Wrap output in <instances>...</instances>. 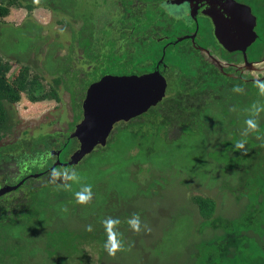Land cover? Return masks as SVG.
Segmentation results:
<instances>
[{"label": "rangeland", "instance_id": "obj_1", "mask_svg": "<svg viewBox=\"0 0 264 264\" xmlns=\"http://www.w3.org/2000/svg\"><path fill=\"white\" fill-rule=\"evenodd\" d=\"M151 1L144 0V8L147 7V14L142 18L144 24L154 17L151 13L154 9L149 7ZM25 3L32 5L39 1L22 2ZM64 3L68 2L64 0ZM69 5V11L76 15L73 18L41 6L30 12L14 6L0 22V61L8 67L6 81L10 82L23 67L27 68V79L34 84L33 93L45 92L52 80L59 81L55 87L57 102L31 103L26 94L21 93L13 105L3 103L11 129L0 140L5 150L0 148V154L26 156L19 157L20 161L15 164L12 159L0 160V188L25 179L20 190L0 197V223L8 222L0 231V245L15 247L16 264H41L53 249L60 248L67 254L71 247H77L78 252L75 254L73 250L74 255L64 264H207L209 259L211 262L219 259L218 245L227 235L238 234L246 238L239 255L227 262L219 260L217 264H241L246 258V264H250L251 259L262 260L264 264V96L256 85L247 89L251 103L232 104L228 110L207 104L206 112H201L199 117L191 115L195 125L190 126V130L182 128L181 120L175 122L174 119V125H166L164 130L161 128L153 134L154 127L148 123L154 119L148 116L149 112L146 117L114 127L105 145L99 147L104 152L96 148L73 166L54 168L68 169V176L75 172L81 182L95 181L106 197L104 208L75 204L71 211L68 203H50L42 210L41 220H38L39 210L34 207L29 214L15 215L32 196L34 201L48 197L53 202L63 188V184H57L59 179L55 184L50 182L52 171L30 177L47 167L49 159H44L47 155L40 159V151H27V141L35 136L63 138L76 122L75 114H79L76 106L79 100L74 105L72 96H80L84 91L79 87V77L89 74L95 65L91 56H104L107 51H120L123 46L119 36L125 16L121 0H72ZM162 6L164 12L174 17L182 13L180 8ZM257 12L264 18L263 10ZM179 22L175 17L171 27ZM73 34L79 38L82 35L81 43H77L78 38L73 39ZM106 40L114 44L107 45ZM213 56L218 59L216 54ZM259 69L262 70L259 77H262L264 62ZM109 71L114 70L109 68ZM192 101L190 98V103ZM256 110L259 115L253 116ZM248 119L257 121V129L245 136ZM121 129L142 135L137 140L143 146V153H148L145 156L149 163L134 159L138 155L143 158V154L138 146L126 149L130 144ZM242 140L246 141L244 149L236 150L235 144ZM16 142L20 143L19 148L7 149V145ZM253 143L262 146L254 154L245 156L244 150ZM76 147L74 143L72 150ZM124 149L122 157L120 153ZM229 150L233 151L230 156L227 155ZM103 169L108 170L95 179L98 170ZM66 183L74 186L78 182ZM194 196L214 201L211 217L199 215L190 202ZM33 212L36 213L31 215ZM106 214L119 220L115 231L123 250L114 257L104 247ZM133 214L140 218L139 233L128 224ZM89 226L96 236L87 230ZM89 232V235H80Z\"/></svg>", "mask_w": 264, "mask_h": 264}, {"label": "flooded vegetation", "instance_id": "obj_2", "mask_svg": "<svg viewBox=\"0 0 264 264\" xmlns=\"http://www.w3.org/2000/svg\"><path fill=\"white\" fill-rule=\"evenodd\" d=\"M121 1L124 5L123 13L125 14L123 17V24L120 25L119 31V36L123 39L122 49L115 52L109 50L104 56H91V59L96 62L95 65L91 68L89 74L86 73L84 76L79 77V87L84 91L80 96H72L74 105L75 101L79 100V104L76 105L79 114H75L76 122L72 125V129L68 132L66 131L63 138L60 140L55 137L35 136L34 139H30L26 143L28 146L27 151H30V153L32 150L36 152L40 151V159L42 155H47L44 159H49V165L41 170L39 174H36L38 176L53 171L55 167H61L55 166L50 169L56 159L59 163L64 164L68 161L70 155L78 149V140L75 138L70 139L69 135L82 119L81 107L86 88L91 83L97 82L104 76H141L157 72L164 81V92L161 100L154 106H150L139 116L131 118L126 122L119 121L114 123L106 141L114 127L125 125L142 116L146 117L147 113L153 111V109H157L158 113L161 112V108L164 106L162 104L166 100L171 101V103L168 104V115L171 121L175 118V122L181 120L180 117L183 119L184 117L179 114L184 112L185 117L186 113H189L186 120H190V106H196L193 98L190 105V87L191 90H196V88L192 87V79L194 77H190V63L193 68L194 63H201L203 65L200 67H211L212 69H216L225 79L237 80L241 83H255L257 80L264 77V75L259 77L262 71L259 69V65L264 62V54L262 55V52L264 53V18H261L257 12V10L264 11V0H252V2L250 0H152L149 7L155 11L151 10L154 17L150 20L148 25L144 24L142 21V18H145L144 16L147 9V7L144 8L145 2L143 0ZM160 1L166 4V6L180 8L182 10V13L175 14L176 19L180 21L179 25L173 28L171 27L175 17L163 11V4L159 3ZM142 25L144 26L143 29L141 28ZM126 28L129 30L125 33L124 30ZM81 38L82 35L77 39L78 44L81 43ZM83 44L85 45L84 42ZM106 44L112 46L114 41L106 40ZM136 47L143 49V53L148 50L149 56L146 57L145 54L144 56H138L139 62L134 64L137 59V56L133 55ZM213 54H216L218 59L213 58ZM190 55L192 59H196L194 63L193 60L190 61ZM182 56L183 59H181ZM180 60L183 62L185 61V66L183 68L186 70L183 75L180 73V67L177 65V63H180ZM109 68L114 71H109ZM229 73L235 76H230ZM244 74H246V76L249 74V77H246ZM49 89L50 87L48 90ZM40 92L44 91L40 90ZM43 101L54 100L48 99L36 102ZM13 104L7 105L11 106ZM173 107L175 108L173 109ZM170 109L174 111H170ZM178 110L183 112L178 113ZM172 112H176L173 113L174 116ZM7 122L9 123L8 118ZM9 124L10 128L4 134L0 133V140L10 131L11 123ZM154 125L166 126L167 123L161 115L154 119ZM68 140H73L72 145L76 143L77 147L66 153L65 149H61V146ZM19 146L20 143L16 142L13 143V145H7V149L14 150V148H19ZM0 148L1 151H5L1 146ZM96 148H98V146L94 149ZM63 152L62 160H60L59 158ZM25 156L26 155L22 153H18L12 157L0 154V160L12 159L15 164V162L20 161L19 157L24 159ZM3 175L9 174L3 173ZM24 180L25 179H22V183ZM22 183L20 185H22ZM20 185L14 190L0 195V197H4L5 194L14 191L17 192L20 190ZM13 186H6V188Z\"/></svg>", "mask_w": 264, "mask_h": 264}, {"label": "trees", "instance_id": "obj_3", "mask_svg": "<svg viewBox=\"0 0 264 264\" xmlns=\"http://www.w3.org/2000/svg\"><path fill=\"white\" fill-rule=\"evenodd\" d=\"M38 1H39V3H35V4L32 3V5H30L28 3L22 4V2H27V0H0V22L8 14L9 8L14 7V6L19 7V8H24L28 12L33 10L34 7L41 6V7L45 8V9H47L53 13L69 14L68 17L70 16L73 18L74 14L72 15V13L68 9V7L71 6V5H69V3L72 4V0H66L68 2L67 4L64 3V0H47V1L38 0ZM34 2H36V1H34ZM146 14H147V11L145 12V15ZM74 16H76V15H74ZM76 38H78L77 35H73V39H76ZM84 43L86 44V42H84ZM144 54L146 57H148L149 51L147 50L145 53H143V49L136 47L135 53L133 55L137 56L136 57L137 59L134 62V64L139 62L138 56H144ZM181 59H183V56L181 57ZM192 60L194 63V61L196 59H192V56L190 55V61H192ZM179 62L180 63H177V65L180 67L179 71L183 75L185 73V70H186L185 68H183L185 66V64H184L185 61L183 62L180 60ZM201 65H203V64H201V63L199 64L198 62H196V63H194V68H193L191 63H190V77H194L192 79V83H193L192 87L196 88V90L193 91V90H191V87H190V98L194 99L195 105H196V106H192L190 103V105H191L190 106V120H186V118H188L189 113H186V117H185V112L182 114H179L180 116H183L185 118V120H184V118L182 119L180 117V119L182 121L181 126H184L182 128H186L189 130H190V126L195 125L193 120H191V115L193 116V114H194L195 116L198 115V117H199L201 112H206L205 106L207 104H213L215 107L216 106L222 107L223 109L227 108V110H228L230 108V105H232V104L238 105V104L244 103V102L251 103L252 98H250L248 96V94L251 96V93L248 92L247 89L252 87V86H255V83H250V82L241 83L240 81H237V80L233 81V80L225 79L216 69H212L211 67H207V66L200 67ZM7 71H8L7 65L1 63V61H0V133L1 134H4L10 128V124L7 122L6 112H5L4 107L2 105L3 103L13 104V103L17 102L19 100V96L21 93H25L27 96V100L30 102H36V101H42V100H48V99L57 101V96L55 93V87L57 86V84L59 82L57 79H54V80H52V84H51L50 89L48 91L33 93L34 84L32 81L27 79V68L26 67H23L12 78V80L10 82H7L5 79V73ZM263 80H261V81H263ZM234 87H240L243 89V91L239 92V93L234 92L233 91ZM255 92H256V89H255ZM170 103H171L170 100H166L165 102H163L162 105H164V106L161 108V112H159V113L157 112V109H155V110L153 109V111H151L149 114L151 119H155L156 117H159L162 115V118L164 117V120L166 121L168 126L174 125L175 124L174 119H172V121H171V118L168 115V113H169L168 112V110H169L168 104H170ZM174 108L175 107H173V109ZM171 110L172 109H170V111ZM227 110H222V111H227ZM172 111H174V110H172ZM181 112H183V111L178 110V113H181ZM173 113H176V112H172V115L174 116ZM148 125L150 127H154L153 129L151 128L154 132L153 134L158 132L161 128L163 130L165 129V125L155 126L154 122H152L150 124L148 123ZM121 131H124L126 133L125 140L128 144H130L126 149L131 148L133 146H135V147L138 146L139 151H141L140 153L143 154V158L140 159L139 155H138V156H135L134 159H136L139 163H143V164L149 163L150 162L149 159H147V157L145 156V154L147 155L148 153H143V150H144V149L142 150L143 146L141 143H139V139L137 140V137L142 136V135L139 134V132H137V131L128 132L124 129H121ZM72 142H73V140H68L67 142L63 143L61 146V149L62 150L65 149L66 153H68L72 149V144H73ZM261 146L262 145H260V143H253L252 145H250L247 148V155L248 154H254L256 152V150H258L259 147H261ZM99 149L104 152L103 149H101V148H99ZM126 149L121 151V153H120L121 156L125 154ZM232 152L233 151H231V150L227 151V155L230 156L232 154ZM243 154H244V152H243ZM102 159H104V156H102L101 160ZM123 159L126 163L127 160L125 158H123ZM106 170H108V169L98 170V172L95 175V179H96V177H99V176L102 177V175L104 174V172ZM63 181L64 180L61 178V179H59V181H57V184H63L64 185L66 183V181H64V182ZM53 184H55V183H53ZM95 184H96L95 181L87 180L84 182L79 181L78 183H76V185L70 186V188L67 190H65V188L63 187L62 190L59 189L60 191H58L56 197L53 199V202L51 199H48V197H45L44 194H43V197H45V198L40 199L38 197V199L35 201H34V197L32 196L30 198V200L25 204L24 208L22 210L17 211L15 213V215L17 216L18 214H20V215L21 214H29L32 211V208L34 207L35 210H39V214L36 211L37 213L33 212L31 215H34L36 213V214H38V220H41L42 218H40V217L43 216L42 210H44V208H47L48 206H50V203L55 204V205L57 203L58 204L63 203L65 205L68 203L69 207H71V211H74V205L75 204H77V205H88L89 207L95 206L98 209L100 207V205L102 206L104 204V200L106 197L104 196V194L100 193V189H98L97 185H95ZM85 186H91L92 198H91V201L87 204H79L76 202V197H74V196H75V193L81 191V189ZM190 202L195 205L199 215L202 217H205V218L211 217V215L213 214V211L215 209L214 201L210 198H207V197L194 196L190 199ZM20 205H21V203H20ZM1 215H2V212H0V217H1ZM105 216H106V219L109 218V216L107 214ZM7 223L8 222L0 223V231H1V229L5 228ZM103 231H105V228H103ZM91 233L95 234V232H92V231H91ZM89 234H90V232L89 233H81L80 235L85 236V235H89ZM95 236H96V234H95ZM95 236H93V238ZM0 239H2L1 235H0ZM245 239L246 238L244 236L238 235V234H234L232 236L227 235L226 238L224 239L223 243H221V245L220 244L218 245V249H219L218 250V252H219L218 257H219V259L214 258V259H212V262L209 259L207 264H217L219 262V260H222V261L226 260V262H227L230 258L233 260L234 258H236L239 255L238 252L240 253V250L243 246V241H245ZM14 249H15L14 246H6L5 244L0 245V264H16V262L18 261L17 260L18 255L16 256V254L14 253ZM68 250H69V252L66 254V253H63L64 250H61L60 248L53 249L50 253H48L46 255V257L43 259L41 264H57V263L64 264V262L70 256L74 255V253L72 252L73 250H75V254H77V252H78L77 247H75V248L71 247ZM55 259H57L58 262H55L54 261ZM251 260H248V263L252 264L253 260L252 261ZM246 261H247V258L241 264H246L247 263ZM253 262H254V264H263L262 260H259V261L256 260ZM236 264H238V263H236Z\"/></svg>", "mask_w": 264, "mask_h": 264}, {"label": "water", "instance_id": "obj_4", "mask_svg": "<svg viewBox=\"0 0 264 264\" xmlns=\"http://www.w3.org/2000/svg\"><path fill=\"white\" fill-rule=\"evenodd\" d=\"M262 79L264 77L259 80ZM163 92L164 81L157 72L141 76H104L91 83L82 101V119L69 135L70 139L78 140V149L64 164L56 159L50 169L73 166L96 146L103 147L114 123L126 122L144 113L161 100ZM21 183L22 180L13 187L0 189V195Z\"/></svg>", "mask_w": 264, "mask_h": 264}, {"label": "clouds", "instance_id": "obj_5", "mask_svg": "<svg viewBox=\"0 0 264 264\" xmlns=\"http://www.w3.org/2000/svg\"><path fill=\"white\" fill-rule=\"evenodd\" d=\"M256 87L259 88V92L261 96H264V81L257 80L255 82ZM234 92H242L243 89L240 87H234L233 88ZM256 105H253V108L255 109ZM253 116H258L259 115V110L253 111L252 112ZM247 128L243 135L247 136L248 132L250 131H255L257 129V121L255 119H248L246 122ZM246 141H239L235 144V149L236 150H242L244 149V144ZM244 155H247V150L244 151ZM68 169H54L50 173V182L55 183L57 179H63L64 181H73V182H79L78 177L76 176L75 172H73L72 176H68L67 172ZM64 173L63 176H61V173ZM57 187H61V185H58ZM65 190L70 188V184L65 183L63 185ZM76 197V202L79 204H87L91 201L92 198V192H91V186H85L81 189V191L75 193ZM119 224L118 219H112L108 218L107 220L104 221V226L107 234V241L105 242V250L110 256H115L118 251L123 250V245L121 244L120 240L118 239V233L115 231L116 225ZM128 224L131 227V229L134 232L139 233L141 230V224H140V218L138 215L133 214L132 218L128 220ZM88 231H91V226L88 227Z\"/></svg>", "mask_w": 264, "mask_h": 264}]
</instances>
